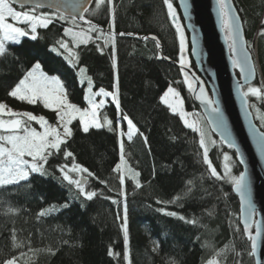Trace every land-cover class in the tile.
<instances>
[{
    "label": "trees",
    "instance_id": "trees-1",
    "mask_svg": "<svg viewBox=\"0 0 264 264\" xmlns=\"http://www.w3.org/2000/svg\"><path fill=\"white\" fill-rule=\"evenodd\" d=\"M113 2L116 5L115 31L134 34L115 37V70L111 43L101 53L97 45L103 47V39H96V33L87 46L75 49L78 54V62H73L75 67L67 60L66 53L53 52L51 49L57 40L67 39L63 37V27L68 25L56 23L48 29H38L35 41L25 37L21 44L9 45L8 54L0 57V102L16 111L39 113L38 107L8 95L36 63L46 75L62 81L70 102L81 109L87 105L84 86L78 80L80 68H85L87 77L92 78L93 92L100 88L112 91L116 84L124 113L148 141L146 145L143 137L134 136L131 142L123 138L127 167L133 170L132 175L139 173L135 179L141 186L136 187L135 180L125 175L121 189L118 174L113 171L120 162L117 133L105 128L84 133L79 121H73L70 127L74 134L67 150L73 153L76 164L93 174L89 177L85 172L88 181L84 187L85 191L97 195L86 200L76 187L63 180L58 166L71 167L73 160H65L62 152L49 158L45 165L47 176L32 174L30 180L21 185L0 189V264L12 257L18 258L17 264H126L121 231L125 206L131 264H206L209 259H216L220 264H253L249 255L250 241L234 233L239 223V203L232 193V184L211 177L203 163L199 135L185 128L179 117L161 103L163 93L172 87L180 93L185 111L198 115L201 123L202 120L205 123L184 84L179 64V38L162 0ZM172 2L183 26L176 1ZM233 5L239 10L245 40L252 45L250 54L256 69L254 85L260 87L264 85V36L259 35L264 28V0H233ZM94 7L93 3L91 8ZM89 18L100 29L110 31L107 5ZM81 26L87 27L83 22ZM185 36L188 39L186 31ZM188 48L190 50L189 43ZM60 52L63 53V49ZM189 67L196 71L191 59ZM248 99L250 104L256 105L260 115L264 114V103H257L252 97ZM249 110L252 114L253 108ZM117 115L112 102L100 111L102 122L105 116L115 121ZM48 119L52 122L55 116L49 115ZM254 122L264 131L255 119ZM121 127L125 131L126 122H122ZM210 134L215 141L208 153L213 167L224 175V166L228 164L231 174L238 176L242 170L234 151ZM225 154L230 157L229 161L224 160ZM28 184L30 186H23ZM224 193L228 194L227 199ZM51 205L62 208L45 216L38 215ZM158 209L176 212L197 223H186ZM117 216L121 220H117ZM239 227L242 229L240 224ZM13 229L16 243L22 247H13ZM109 249L120 255L110 257Z\"/></svg>",
    "mask_w": 264,
    "mask_h": 264
},
{
    "label": "snow or ice",
    "instance_id": "snow-or-ice-1",
    "mask_svg": "<svg viewBox=\"0 0 264 264\" xmlns=\"http://www.w3.org/2000/svg\"><path fill=\"white\" fill-rule=\"evenodd\" d=\"M95 7L90 9L93 0H74L71 4L72 13L65 15L59 10V4L45 5L42 0H0V57L8 54L9 45H19L22 43V38H30L35 41L38 39V29H48L49 25L61 23L63 26V37L67 39H59L52 47V51L58 55L66 53V58L70 63L78 62V54L75 49L80 45L87 46L93 40V33H96V39H103V47L97 45V50L103 53L104 47H108L111 43V58L112 67L117 68L116 61V47L115 37L132 36L133 33H125L115 31L116 22V5L113 0H94ZM163 6L167 10V16L172 21L176 34L179 38L181 56L179 59L180 68L184 73V84L187 88L195 94V98L200 103L206 106L208 112L211 114L209 123L213 124L212 131L216 132L220 137V142L230 149L235 150L236 158L241 164L244 163L243 156L240 153L239 146L232 137L228 128L227 121L224 118L219 101L210 98L203 85L200 86L198 94L195 89V77L188 75V61L184 57L185 51V36L184 30L177 19L176 8L173 6L172 0H162ZM185 12H187V5L184 0H181ZM103 5H107L108 23L110 31L105 32L100 29L98 25L94 24L89 18L95 16ZM55 8L56 11L51 13L42 11L45 8ZM19 8L20 10H17ZM218 18L220 20L221 31L225 34V41L228 43L232 66L234 69H239L241 80L237 82V91L240 92L242 99V106L246 110V115L250 116L251 112L247 111L249 108H255V104H250L249 97H255L257 103H264V85L258 87L252 84V80L256 75L255 66L250 54V45L244 38L242 19L238 15V9L234 7L233 0H217ZM85 14H88L87 16ZM81 22L87 27H82ZM264 23V21H262ZM259 35L264 36V28L259 32ZM147 39V37H144ZM155 39V38H153ZM71 43V47H70ZM159 47V44H157ZM63 49V53L60 52ZM192 54H196V37L192 38ZM160 59V56L156 57ZM168 59V57H163ZM75 67V63H73ZM41 65L36 63L28 70L22 79L11 89L8 95L17 101L25 102L29 105L42 104L45 109H50L55 112L56 125H52L43 116L34 115L32 112H15L6 103L0 102V117L8 116L9 119L0 118V189L7 190L8 186L21 185V182L30 180L32 174H39L40 176H47L48 171L45 165L48 164L49 158L54 157L59 153H63L65 160L72 158L73 163L71 167L68 164L58 166V171L61 173L63 180L68 185H74L80 196L86 200H92L97 195L93 191H85L84 185L87 183L83 178L73 179L69 173L82 174L87 172L89 177L93 176L91 172L76 164L74 155L67 150L68 141L73 138V129L70 127L73 121L78 120L80 129L84 133H89L90 129H100L107 127L108 130L117 133L119 138L120 148V162L116 164L113 169L118 174L121 189L125 184V173H132L133 170L127 167V161L124 155L123 138L131 142L134 136L143 137L144 143L147 145V137L139 130L133 120L124 113L121 105L119 90L116 84L113 85L112 91H106L100 88L99 91L93 92V80L91 77L87 78V84L90 95L85 96L89 104V109L82 110L76 104L71 103L69 97L64 89V85L55 77L46 76L41 70ZM85 68H80V73H85ZM246 90L241 91V89ZM213 93V97H214ZM96 97H110L112 104L115 105L117 118L115 121L108 117L103 118L101 123L98 119L99 110L105 105V100L100 99L96 102ZM161 103L164 104L174 116H178L183 122L185 128L191 129L199 135V147L203 149V163L207 165V169L212 178L216 181L230 182L234 191L240 197L241 214L238 218L239 223L234 228V233L239 236H246L251 243L250 256L256 255L257 243L261 236V222L256 220V209L251 199L250 189L246 181L245 173L241 172L238 176L231 174V167L228 164L224 166V175L218 174L209 160L208 141L209 134L200 124V119H190L189 114L183 110L180 93L172 87H168L160 98ZM257 111H259L257 109ZM259 119L264 121V114L259 115ZM32 122L39 125L41 130H37ZM122 122H126L127 131L121 127ZM253 134L256 139L257 146L262 155H264V131H257L253 126ZM213 145L215 141H212ZM224 160L229 161L230 157L225 154ZM67 169V171H65ZM139 173H134L130 178H133L136 187H140L138 179ZM106 183V181H100ZM23 186H30L23 185ZM190 191V190H189ZM121 195H124L123 191ZM227 199L228 194H223ZM117 203V201H113ZM161 203V201H157ZM12 212V209H9ZM165 215L177 217L176 212H165L164 209H158ZM46 210L38 213L39 216H45ZM210 215L212 213H209ZM230 216L231 213H228ZM178 218L189 224H196V220H188L184 216ZM117 220H121L117 216ZM230 221V226H231ZM243 224V228L239 227ZM255 228V235L252 234V229ZM121 231L123 233V260L126 264H131L129 254V232H128V214L127 207L124 208L122 218ZM13 247H22L21 244L16 243L15 230L13 229ZM23 254V253H22ZM108 255L110 257H118L120 253L113 252L109 249ZM219 255V254H217ZM239 255V253H236ZM17 257L6 259L4 264H17ZM207 264H218L217 260L209 259ZM239 264V262H237Z\"/></svg>",
    "mask_w": 264,
    "mask_h": 264
},
{
    "label": "water",
    "instance_id": "water-1",
    "mask_svg": "<svg viewBox=\"0 0 264 264\" xmlns=\"http://www.w3.org/2000/svg\"><path fill=\"white\" fill-rule=\"evenodd\" d=\"M175 1L183 20L184 29L188 34L190 59L196 71L193 72L190 67L187 68V71L190 78H196V94H198L200 86L203 85L206 94L210 98L219 101L228 128L243 156V164L237 160L241 166V172L245 173L250 189L251 199L257 212L255 219L261 222V236L257 243L256 255L252 256V260L253 264H264V155L261 154L257 146L253 134V126H255L257 131L261 130L256 126L252 114L250 116L246 115V110L242 106L240 92L237 91V82L244 83V81L241 80L239 69H234L232 66L229 46L225 41V34L220 28L217 0H184V3L187 5V12H185L181 0ZM42 2L45 5L59 4V10L64 12L66 16L74 14L71 9V4L74 0H42ZM42 11L51 13L56 11V9L46 7ZM193 36L196 37L195 55L192 54ZM236 72L238 73V77ZM182 75L185 79L183 71ZM255 80L256 75L252 80V84H254ZM213 93L215 94L214 97ZM189 95L193 103L198 107L210 132L220 142L219 135L212 131L213 124L209 123L211 114L208 112L206 106L202 105L190 90ZM247 111L250 112L249 109ZM224 146L227 147L226 145ZM231 150L235 153L234 149ZM232 193L238 199L240 216V197L236 194L233 187ZM240 226L243 228V224H240ZM253 229V235H255V228Z\"/></svg>",
    "mask_w": 264,
    "mask_h": 264
},
{
    "label": "rangeland",
    "instance_id": "rangeland-1",
    "mask_svg": "<svg viewBox=\"0 0 264 264\" xmlns=\"http://www.w3.org/2000/svg\"><path fill=\"white\" fill-rule=\"evenodd\" d=\"M94 6H95V3H94ZM176 14H177V12H176ZM177 19H178V21H179V23H180V20H179V15L177 14ZM262 21H264V13H263V17H262ZM181 24V23H180ZM263 25H264V23H262ZM182 26V25H181ZM182 28H183V26H182ZM183 30H184V28H183ZM184 36H185V30H184ZM23 39V38H22ZM188 39L186 38V36H185V51H184V53H183V55H184V57L187 59V61H188V67H189V65H190V50H189V48H188ZM70 47H71V43H70ZM68 60V59H67ZM69 61V60H68ZM70 63V62H69ZM71 65H73V63H70ZM76 65V64H75ZM42 72H43V70H42V68L40 69ZM44 73V72H43ZM237 73V72H236ZM45 74V73H44ZM238 74V73H237ZM46 75V74H45ZM46 76H48V75H46ZM48 77H55V76H48ZM57 80H59L60 82H61V84L63 85V83H62V81L58 78V77H55ZM87 75H86V73H80L79 72V70H78V80H79V83L81 84V85H83L84 86V90H85V96H86V94L87 95H90L91 93H89V88H88V84H87ZM254 85V84H253ZM65 89V88H64ZM243 90H246V88H244V89H242V91ZM92 91H93V89H92ZM85 96H84V99H85ZM250 98V97H249ZM253 99H255V101H256V98L255 97H252ZM100 99H104L105 100V105L103 106V107H105L106 105H107V103L108 102H111V98L110 97H96V102L98 103L99 102V100ZM180 99H181V97H180ZM182 100V99H181ZM85 102H86V105H87V107L86 108H83L82 110H85V109H89V104H88V102H87V100L85 99ZM183 102V101H182ZM31 106H35V107H38V109H39V113L38 114H35L34 112H32L34 115H37V116H40V115H43L48 121H49V119H48V116L49 115H54L55 116V119L51 122V121H49V123L50 124H52V125H56V115H55V112L54 111H52V110H50V109H45L44 107H43V105L42 104H37V105H31ZM103 107L99 110V113H98V119L100 120V122L102 123V121H101V119H100V111L103 109ZM182 107H183V110L185 111V109H184V104H182ZM13 110V109H12ZM13 111H15V112H21V111H16V110H13ZM253 117H254V119L257 121V124L260 126V127H262L263 129H264V123H263V121L261 120V119H259V113H258V111H256V109L255 108H253ZM186 112V111H185ZM187 113V112H186ZM189 114V113H188ZM0 118H3V119H9V117L8 116H4V117H0ZM189 118L190 119H193V120H195V119H200V124H201V126L202 127H204L205 128V130L208 132V134H209V141H208V144H207V146H208V149H210V147H211V145L213 144L212 143V139H211V134H210V132H209V130H208V128H207V126H206V124L203 122V120H202V123H201V118L198 116V115H191V114H189ZM76 121V120H75ZM78 121V120H77ZM183 123V122H182ZM32 124H33V126L34 127H36V129L39 131V130H41L40 129V127H39V125H37V124H35V122H32ZM105 129H108L107 127H104ZM101 129V128H100ZM191 130V129H190ZM125 131H127V128H126V130ZM120 155H121V153H120ZM65 171H67V169H65ZM69 175H71L72 176V178L73 179H78V178H83L84 180H86V181H88V177H87V175L85 174V173H82V174H77V173H69ZM125 175H127V176H129V177H131L132 176V174L131 173H125ZM133 179V178H132ZM74 186V185H73ZM75 187V186H74ZM59 208H62V207H57V206H53V205H51V206H49V207H47L46 208V211H47V213L48 212H56V211H58L59 210ZM177 217H178V215H177ZM252 231H253V234H254V229H252ZM216 260V259H215ZM217 262H218V264H220V262L217 260ZM207 264V263H206Z\"/></svg>",
    "mask_w": 264,
    "mask_h": 264
}]
</instances>
